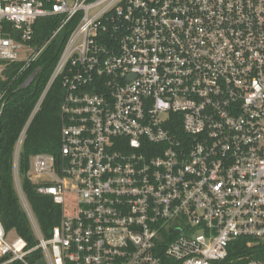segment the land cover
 Masks as SVG:
<instances>
[{"label":"built area","instance_id":"1","mask_svg":"<svg viewBox=\"0 0 264 264\" xmlns=\"http://www.w3.org/2000/svg\"><path fill=\"white\" fill-rule=\"evenodd\" d=\"M46 17L60 23L37 50L34 26ZM72 23L14 155L37 245L19 235L7 243L0 222V257L222 264L239 240L264 244V0H0V79L13 63L36 62ZM58 79L60 158L33 155L27 175L62 210L47 239L19 161ZM0 107L1 116L3 94Z\"/></svg>","mask_w":264,"mask_h":264},{"label":"trees","instance_id":"2","mask_svg":"<svg viewBox=\"0 0 264 264\" xmlns=\"http://www.w3.org/2000/svg\"><path fill=\"white\" fill-rule=\"evenodd\" d=\"M60 23L59 17L39 19L34 26L30 45L39 50L50 40ZM74 23L52 40L36 62L25 69L24 62L13 63L4 70L0 79V95L3 94L4 107L0 116V222L6 232L14 230L24 238L29 248L37 245V239L17 193L14 177V155L20 136L29 123L41 99L51 75L57 65L62 50ZM6 31L14 33L10 25ZM35 74L33 81H26ZM64 91L58 79L45 96L41 106L31 120L21 146L19 173L22 189L45 238L60 223L62 210L49 196L37 192V185L28 179L31 157L38 153L53 155L56 160L61 152L62 116L60 113ZM1 108V107H0ZM264 257V244L248 248L245 240L237 241L230 248L227 259L222 264H247L252 259ZM9 257H0V264H24L21 261L8 263ZM28 264H44L40 252L28 256ZM169 263V262H168Z\"/></svg>","mask_w":264,"mask_h":264},{"label":"rangeland","instance_id":"3","mask_svg":"<svg viewBox=\"0 0 264 264\" xmlns=\"http://www.w3.org/2000/svg\"><path fill=\"white\" fill-rule=\"evenodd\" d=\"M15 177V175H14ZM16 178V177H15ZM21 181H22V178H21ZM15 184H16V189H17V193L20 197V194H19V191H18V185H17V178L15 179ZM20 200H21V197H20ZM21 203H22V200H21ZM23 205V203H22ZM74 204H73V201L69 198H67V208L68 210H71L73 208ZM25 211L27 212V208L23 205ZM18 237V234L12 230L10 232L7 233V237H6V242L9 243V244H12Z\"/></svg>","mask_w":264,"mask_h":264}]
</instances>
